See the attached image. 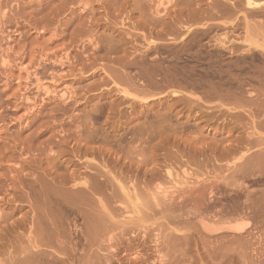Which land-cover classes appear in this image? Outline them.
<instances>
[{"label": "rangeland", "instance_id": "1", "mask_svg": "<svg viewBox=\"0 0 264 264\" xmlns=\"http://www.w3.org/2000/svg\"><path fill=\"white\" fill-rule=\"evenodd\" d=\"M249 3L0 0V91L25 66L54 92L0 108V264H264V0Z\"/></svg>", "mask_w": 264, "mask_h": 264}, {"label": "bare ground", "instance_id": "2", "mask_svg": "<svg viewBox=\"0 0 264 264\" xmlns=\"http://www.w3.org/2000/svg\"><path fill=\"white\" fill-rule=\"evenodd\" d=\"M236 1V0H235ZM248 3H249V0H248ZM250 4V3H249ZM248 4V5H249ZM255 5H257V4H254V6ZM238 6V5H237ZM251 6H253V5H249V7L251 8ZM227 7V6H226ZM262 7V6H261ZM253 8V7H252ZM231 9V8H230ZM217 10V9H216ZM253 10V9H252ZM255 10V9H254ZM218 11V10H217ZM247 11V10H246ZM214 12V11H213ZM235 12V11H234ZM249 11H247V13H248ZM254 12V11H253ZM252 12V13H253ZM201 13H203V12H201ZM231 13V12H230ZM255 13V12H254ZM193 14V13H192ZM249 14V13H248ZM212 15V14H211ZM245 15V14H244ZM260 15V14H259ZM262 15V14H261ZM253 16V15H252ZM263 17V16H262ZM247 18V17H246ZM261 25V24H260ZM247 27V26H246ZM261 47H263V46H261ZM10 51V50H9ZM42 55V54H41ZM3 61V60H2ZM8 62V61H7ZM59 62V61H58ZM38 64V63H37ZM0 65H2V66H0L1 67V69H2V71L3 70H5V71H7L8 69H12V67H10V64H5V62L4 63H0ZM39 65V64H38ZM22 67V66H21ZM20 67V68H21ZM25 67V66H24ZM21 68L20 70L22 71V73H24V77H17V78H15V83H12V80H11V77H4L3 79V83H2V85L4 86V87H6L5 89L6 90H3V91H0V98H2L3 97V95L4 94H6L7 93V90H10V89H12V87L11 86H14V84H15V86H16V88L15 89H13V92L11 93V95L9 96V97H7L6 98V100L5 101H2L1 103H0V108L1 107H3L4 109H5V105L6 104H8L12 99H14L15 101V103L16 102H19L18 104L20 105L19 107L20 108H22V109H24L25 111H26V115H30L29 113L31 112V110L34 108V105H35V103H36V100L38 99V98H40L41 97V95H45V96H47V95H50V94H54V92H49L48 91V88H46L45 87V85L43 86V83L42 84H40V82H39V80H38V77L34 74L35 72H33V74L37 77V78H33V76H32V80H30V78L31 77H29V75H30V72H29V75H28V68L26 69V68ZM20 71V72H21ZM30 71V70H29ZM35 79V80H34ZM1 81V80H0ZM31 81H35V82H31ZM2 82V81H1ZM14 82V81H13ZM31 82V83H30ZM30 86H32L34 89H35V96L33 97V98H30L28 95H29V91H30ZM12 91V90H11ZM56 94V93H55ZM126 94V93H125ZM3 100V99H2ZM1 101V100H0ZM13 101V100H12ZM14 103V104H15ZM16 105H17V103H16ZM15 105V106H16ZM44 100H43V98H41L40 99V104L38 105V107H39V111H41L43 108H44ZM14 107V106H13ZM17 107V106H16ZM37 108V107H36ZM3 109V110H4ZM3 110H2V112L0 113V122L2 123V122H4V119L6 120V118H5V116L3 115ZM5 114V113H4ZM25 115V114H24ZM7 117V116H6ZM38 117H39V115H38ZM42 126V125H41ZM5 130V129H4ZM0 132H1V130H0ZM0 134H2V133H0ZM2 140H4V139H2L1 138V135H0V146L2 147L4 144H3V142H2ZM42 143H44V142H42ZM14 144H12V149L11 148H9V149H6V152H9L10 154V157L12 156V155H14L16 152L14 151L15 150V148H13L14 146H13ZM40 145V144H39ZM43 145V144H42ZM17 146V145H16ZM1 147H0V149H1ZM5 147V146H4ZM38 147V146H37ZM43 148H44V146H43ZM28 149V148H27ZM39 149H40V147H39ZM29 150V149H28ZM42 150V149H41ZM40 150V151H41ZM25 151V150H24ZM4 152V151H3ZM45 153V152H44ZM1 154V153H0ZM4 154V153H3ZM8 154V153H7ZM40 154H42V152L40 153ZM52 155V154H51ZM13 158V157H12ZM20 159V158H19ZM13 160H15V158L13 159ZM41 160V159H40ZM25 160L23 159V161H21V164H20V167L19 168H22L26 163L24 162ZM26 167V166H25ZM95 179V178H94ZM96 180V179H95ZM95 182V181H94ZM97 183V182H96ZM58 184H59V182H58ZM82 184H83V182H82ZM86 184H88V183H86ZM86 184L84 183V185H85V188H86ZM84 185H83V187H84ZM94 185V184H93ZM88 186H90V185H88ZM42 187V186H41ZM94 187V186H93ZM89 189H90V187H89ZM96 189V188H95ZM14 190V189H13ZM33 191V190H32ZM35 191V190H34ZM34 191H33V193H34ZM42 191H43V189H42ZM88 191V190H87ZM94 191V190H93ZM99 191V190H98ZM97 191V192H98ZM12 192V191H11ZM13 192H15V191H13ZM81 193V192H80ZM85 193V192H84ZM83 193V194H84ZM44 194V193H43ZM101 194V193H100ZM81 197V196H80ZM79 197V198H80ZM90 197V196H89ZM84 198V197H83ZM82 197H81V199H83ZM20 199V198H19ZM42 199H44L43 197H42ZM42 199H40V200H42ZM39 200V201H40ZM78 200H80V199H78ZM86 200H87V198H86ZM44 201H46V200H44ZM83 201V200H82ZM11 202V201H10ZM43 202V201H42ZM42 202H40V204L42 205V206H46V203L44 204V203H42ZM82 203V202H81ZM87 203V202H86ZM89 203V202H88ZM101 204V203H100ZM45 206H44V208H45ZM87 207V206H86ZM40 208V207H39ZM43 208V209H44ZM42 208H41V210H43ZM96 210V209H95ZM40 211V210H39ZM42 213V212H41ZM41 213L39 212L38 213V217L40 218V216L39 215H41ZM85 213H87V212H85ZM92 213V212H91ZM88 215V214H87ZM94 215V214H93ZM44 215L42 214L41 215V217H43ZM95 216V215H94ZM98 216H99V214H98ZM90 217V214H89V216H88V218ZM87 218V219H88ZM99 218V217H98ZM40 219H43V218H40ZM95 219H97V218H95ZM94 219V220H95ZM91 220V219H90ZM21 221H24L25 222V220H21ZM96 221V220H95ZM23 223V222H22ZM86 223V222H85ZM88 223V222H87ZM19 224V223H18ZM25 224H26V222H25ZM100 224H101V222H100ZM90 225H91V223H90ZM94 226V225H93ZM86 228H87V226H85ZM96 228V227H95ZM100 228V227H99ZM230 228V227H229ZM89 229H90V227H89ZM97 229V228H96ZM95 231V230H94ZM101 231V230H100ZM89 232L90 231H88V234H89ZM99 232V231H98ZM238 232V231H237ZM92 233V232H91ZM6 234V233H5ZM4 234V235H5ZM13 234V233H12ZM12 234H9L8 233V237H14ZM43 234V233H42ZM0 235H2V234H0ZM16 235V234H15ZM93 235V234H92ZM3 236V235H2ZM5 236H7V235H5ZM19 236V235H18ZM18 236H16V237H18ZM42 236V235H41ZM99 236V235H98ZM64 237V236H63ZM89 237H92V236H89ZM88 237V238H89ZM90 241H92V240H90ZM89 241V242H90ZM96 241V240H95ZM64 242V241H63ZM60 243V242H59ZM40 263H42V262H40Z\"/></svg>", "mask_w": 264, "mask_h": 264}]
</instances>
